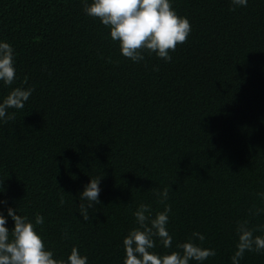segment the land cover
I'll use <instances>...</instances> for the list:
<instances>
[{"label":"trees","instance_id":"obj_1","mask_svg":"<svg viewBox=\"0 0 264 264\" xmlns=\"http://www.w3.org/2000/svg\"><path fill=\"white\" fill-rule=\"evenodd\" d=\"M170 3L190 22L187 42L171 62L144 52L137 63L82 0H0V42L14 48L16 71L11 86L0 81V102L34 88L23 109L7 110L14 120H0V212L10 231L9 207L33 223L43 216L36 231L54 258L75 246L88 264H124L139 204L153 218L164 209L154 188H169L173 238L170 249L156 240L158 255L199 232L217 253L202 264H232L237 222L264 224L250 215L264 206V0L235 11L231 0ZM90 178H102L101 203L85 222ZM240 264H264V253Z\"/></svg>","mask_w":264,"mask_h":264},{"label":"clouds","instance_id":"obj_2","mask_svg":"<svg viewBox=\"0 0 264 264\" xmlns=\"http://www.w3.org/2000/svg\"><path fill=\"white\" fill-rule=\"evenodd\" d=\"M83 11L93 19L110 29V37L119 42L121 54L133 62L144 60V52L149 55L155 53L165 62H171L170 51H175L178 44L187 42L191 32V25L187 17L178 16L170 0H82ZM235 11L236 7L248 4V0H231ZM14 48L7 42H0V81L5 86H11L16 79ZM158 71V67L153 69ZM25 76L23 83H27ZM34 88L24 89L16 87L0 102V120L7 123L15 119V113L8 114V109H23L32 95ZM102 178H90L79 195L78 211L85 222L89 221V209L101 202L99 200L100 181ZM153 194L164 205L163 211H158L155 218L149 204L141 203L134 211L138 227L132 228L123 239L126 253L124 264H190V261L204 262L216 256L213 248H204L205 237L199 232H193L187 242L178 244V251L170 254L158 255L152 251L158 239L165 249L172 247L173 238L167 230L171 205L166 201L169 197V188L152 189ZM264 205V193L259 194ZM6 201L0 200V204ZM264 214V206L253 205L251 216ZM7 215L14 221L10 231L7 219L0 212V264H88L87 256L81 255L79 249L72 247L67 259L54 258V253L47 250L45 242L36 231L37 225L44 224V217L36 215L33 223L28 216L18 215L17 209L9 207ZM236 234L238 237L236 250L231 256L232 264H240L246 252L264 253V235H255L264 232V224L250 226V220L237 222ZM68 232H64V237ZM198 239L200 244L194 242Z\"/></svg>","mask_w":264,"mask_h":264}]
</instances>
